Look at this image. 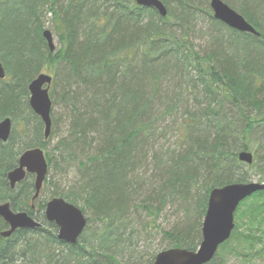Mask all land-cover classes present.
Masks as SVG:
<instances>
[{
    "label": "trees",
    "instance_id": "16d2710c",
    "mask_svg": "<svg viewBox=\"0 0 264 264\" xmlns=\"http://www.w3.org/2000/svg\"><path fill=\"white\" fill-rule=\"evenodd\" d=\"M160 1L165 18L135 0H0V121H20L19 139H29L15 150L12 129L9 140L0 142V203L33 214L32 177L10 190L6 175L23 151L38 147L49 172L61 164L66 177L74 175L62 190L53 186L49 198L89 215L77 243L64 244L44 220L47 200L41 195L34 214L42 227L0 237V264H123L119 255L132 246L135 221L144 216V224L155 229L174 205L180 219L158 228L166 242L162 251H195L209 192L248 183L245 168L264 176V0H222L259 36L215 20L208 0ZM200 14L208 20L203 53L188 37ZM47 21L60 46L53 52L42 35ZM60 68L65 82L59 96L69 126L51 150V135L44 140L43 124L29 108L28 85ZM169 83L173 89L163 95ZM197 90L199 113L182 110L184 148L155 152L156 122L179 112L183 95ZM244 151L252 154V164L238 160ZM243 206L246 234L235 226L209 264H224L228 256L249 264L262 255L264 191L244 200L236 213ZM5 230L0 219V232Z\"/></svg>",
    "mask_w": 264,
    "mask_h": 264
},
{
    "label": "water",
    "instance_id": "95a60500",
    "mask_svg": "<svg viewBox=\"0 0 264 264\" xmlns=\"http://www.w3.org/2000/svg\"><path fill=\"white\" fill-rule=\"evenodd\" d=\"M144 8L154 9L161 18L167 16V10L160 0H135ZM209 7L213 18L228 28L249 33L259 34L237 12L232 10L221 0H209ZM43 38L50 52L55 49L53 36L49 30L43 31ZM5 78L4 69L0 63V80ZM52 78L47 74H39L28 85V105L37 115L44 126V138L51 132V108L49 88ZM11 133V120L0 121V141L7 142ZM238 160L247 165L252 164L253 156L249 152L238 154ZM48 173V165L44 153L39 148L26 150L18 159L17 167L7 174L10 189L25 179L26 174L34 175V197L40 193L43 182ZM264 190V184L246 183L231 184L222 188H215L209 192L207 208L202 221L201 241L196 251L185 249H168L159 252L152 264H208L215 256L219 246L229 240L234 229V213L238 205L256 192ZM0 218L8 226V230L1 232L0 237L9 238L16 230H32L40 227L26 212L14 213L8 203L0 204ZM44 218L57 228V239L60 242L75 245L86 228L87 219L82 211L60 198L48 201L44 209Z\"/></svg>",
    "mask_w": 264,
    "mask_h": 264
},
{
    "label": "rangeland",
    "instance_id": "374dc122",
    "mask_svg": "<svg viewBox=\"0 0 264 264\" xmlns=\"http://www.w3.org/2000/svg\"><path fill=\"white\" fill-rule=\"evenodd\" d=\"M202 1V0H201ZM203 2V1H202ZM205 2V1H204ZM226 4V3H225ZM209 7V0L206 4ZM227 5V4H226ZM235 3H232L234 7ZM229 6V5H228ZM232 8L231 6H229ZM210 9V8H209ZM236 11L234 8H232ZM194 29L190 31L188 37L191 39V42L197 52H205L209 47V41L207 36L205 35L206 30L208 29V20L205 18L203 14L199 15L194 21ZM192 26V25H191ZM45 30L52 31V27L50 23L47 21L45 22ZM54 46L56 49H59L60 46L58 44L57 38L54 36ZM45 74L50 75L53 78V83L50 87V98L52 100V131L51 137L49 142V149H54L57 143L61 138H65L69 122L67 117V108L63 105L60 94H61V84H64V73L63 69H59L57 73L52 72H43ZM54 83L58 84L57 87H54ZM163 95H168V93L173 89V85L171 83L165 84L163 86ZM54 91L56 93H54ZM53 92V93H52ZM168 92V93H167ZM199 91L197 90L195 94H182L183 99L180 100L179 105V112H175L173 114L170 113L164 119H160L156 122V147L155 152H181L184 148L182 146L181 140V123H182V113L183 109L189 106V111L191 113H199L200 107H198V99L199 95L197 94ZM175 94H181L179 89L175 91ZM196 98V99H194ZM184 104V106H183ZM183 106V107H182ZM185 110V109H184ZM20 121H16L12 123V129L14 134V149L18 150L21 147H24L26 143L29 142V139H19V135L23 133V124ZM34 123V122H33ZM32 123V124H33ZM148 171L147 174H150L152 171V163H148ZM247 182H254L258 184H264V176L260 175L254 169L245 168ZM73 173L65 176V166L59 164L56 169L51 170L49 172V176L47 177V182H51V185L44 186L42 191V195L46 200L50 199V190H52L53 186H56L58 190H62L65 186L71 184L73 180ZM46 189V191H45ZM252 202L249 200L248 202ZM245 204H248L245 202ZM244 204V206H245ZM244 206L235 214L238 217H235L237 221L235 223L236 228L238 229L237 232L242 231L246 234V219H247V212L244 210ZM139 213V212H138ZM86 218H89L88 214H84ZM178 219H180V214L177 211V207L174 205L169 207L168 209L164 210L162 215L159 216L155 225L157 228L153 229L152 225H145L144 222L146 219L144 216H141L139 222L135 221V228L136 233L133 234L131 238L132 246L130 249L122 252V255H119V260L123 264H146L147 261L150 260L152 255L156 256L159 252L162 251L163 248L166 246V242L162 240V235L158 233L159 229H168L171 224L175 223ZM245 220V221H244ZM150 220L147 221V223ZM96 223H92V227H95ZM146 226V227H145ZM159 228V229H158ZM260 231L263 233L262 236V243L264 246V223L260 226ZM257 237V236H256ZM262 247V246H261ZM224 264H245L241 262L240 259H235L233 256L225 257ZM249 264H264V251L262 255L256 259H254Z\"/></svg>",
    "mask_w": 264,
    "mask_h": 264
},
{
    "label": "flooded vegetation",
    "instance_id": "af4514ba",
    "mask_svg": "<svg viewBox=\"0 0 264 264\" xmlns=\"http://www.w3.org/2000/svg\"><path fill=\"white\" fill-rule=\"evenodd\" d=\"M28 176H31V177H32V182H33V195H32L31 202H30L31 210L33 211V214L31 215V218H32L34 221H36L37 223H39V224H40V227H41V226H42V223H41L40 220H37L38 216H36V214H34V212L36 213V210H37L36 207H37V205H38V201H39V199H40V197H41V195H42V191H43L44 187L41 188L38 197H37L36 199H33V197H34V193H35V190H34V176L31 175V174H26L25 179H26ZM25 179H24V180H25ZM24 180H23V181H24ZM23 181H22V182H23ZM22 182H20L19 184H21ZM19 184H17L16 186H18ZM16 186H15V188H16ZM9 188H10V187H9ZM15 188H14V189H15ZM14 189H10V190H14ZM48 200H49V199H48ZM21 212H26V211H21ZM27 214H28V213H27ZM29 215H30V214H29Z\"/></svg>",
    "mask_w": 264,
    "mask_h": 264
}]
</instances>
